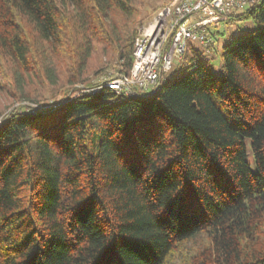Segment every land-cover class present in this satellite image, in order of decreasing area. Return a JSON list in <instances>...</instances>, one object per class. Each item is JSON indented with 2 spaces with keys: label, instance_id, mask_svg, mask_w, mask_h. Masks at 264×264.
Here are the masks:
<instances>
[{
  "label": "trees",
  "instance_id": "1",
  "mask_svg": "<svg viewBox=\"0 0 264 264\" xmlns=\"http://www.w3.org/2000/svg\"><path fill=\"white\" fill-rule=\"evenodd\" d=\"M147 8L0 0V264H264V0L154 90L88 92Z\"/></svg>",
  "mask_w": 264,
  "mask_h": 264
},
{
  "label": "built area",
  "instance_id": "2",
  "mask_svg": "<svg viewBox=\"0 0 264 264\" xmlns=\"http://www.w3.org/2000/svg\"><path fill=\"white\" fill-rule=\"evenodd\" d=\"M255 1L174 0L141 29L130 73L103 77L88 92L109 88L117 94L135 96L154 90L160 74L181 59L189 42L208 46L212 41L209 25L227 20Z\"/></svg>",
  "mask_w": 264,
  "mask_h": 264
},
{
  "label": "rangeland",
  "instance_id": "3",
  "mask_svg": "<svg viewBox=\"0 0 264 264\" xmlns=\"http://www.w3.org/2000/svg\"><path fill=\"white\" fill-rule=\"evenodd\" d=\"M172 3H174V0H147V4L151 5L154 8H158V7L159 8L157 10H155V12L151 15H148V13H149L148 8L142 11L144 16L148 15L143 26L148 25L149 22L154 18V16H156V14L160 10H162L165 6L170 5ZM208 28L212 32H219L221 34H224V36L221 35V37H220V43L219 44H222L224 39L231 37V36H238L241 33V31L248 30L249 28L252 29L253 25L248 22V23H237V25L229 26V25L225 24L224 22H219V23H214V24L209 25ZM219 51H220V48H219ZM216 59H218V57H216ZM216 59L213 61L214 63H218L219 60L217 61ZM218 68H220L219 64L216 65V69H218ZM106 73H107V75H105V76L103 75V76L95 78L93 80L94 82H93L92 86L97 84L103 77H107L110 75L114 76V74H111V71L106 72ZM91 87H85V88H91ZM78 88H80V87L78 86ZM248 160L250 162V166H251L252 170H255L254 158H253V154H252L250 148L248 149Z\"/></svg>",
  "mask_w": 264,
  "mask_h": 264
},
{
  "label": "water",
  "instance_id": "4",
  "mask_svg": "<svg viewBox=\"0 0 264 264\" xmlns=\"http://www.w3.org/2000/svg\"><path fill=\"white\" fill-rule=\"evenodd\" d=\"M143 94V93H142Z\"/></svg>",
  "mask_w": 264,
  "mask_h": 264
}]
</instances>
